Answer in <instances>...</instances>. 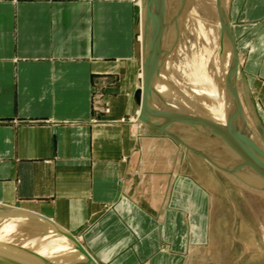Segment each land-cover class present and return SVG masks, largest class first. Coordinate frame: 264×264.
<instances>
[{"label": "crops", "instance_id": "obj_1", "mask_svg": "<svg viewBox=\"0 0 264 264\" xmlns=\"http://www.w3.org/2000/svg\"><path fill=\"white\" fill-rule=\"evenodd\" d=\"M228 13L264 139V0ZM139 15V0H0V205L51 219L98 264H186L211 193L194 153L138 117Z\"/></svg>", "mask_w": 264, "mask_h": 264}, {"label": "rangeland", "instance_id": "obj_2", "mask_svg": "<svg viewBox=\"0 0 264 264\" xmlns=\"http://www.w3.org/2000/svg\"><path fill=\"white\" fill-rule=\"evenodd\" d=\"M158 2L159 0H139L141 13L139 15V24L141 27L138 24L137 31L142 33V39L137 40V44L141 71L148 53L152 49L153 39L156 37L159 23L163 20L164 14L168 23L171 16L169 14L174 13V9L171 12L170 6L172 5L166 3V0L161 3ZM229 2L230 0H222L221 4L224 9L223 17L228 25L233 42L225 36L226 34L219 18L220 11H216L214 0H195L193 2L191 11L186 14L185 20L180 24L178 34H175L176 36L173 38L174 46L169 55L172 60L170 59V64L165 67V79L159 84V89L162 92L156 93L160 100L153 99L151 104L158 111L168 113L170 117H173L181 125L193 126V129L207 133V143L222 148V146L227 147L225 145L226 141L240 140L243 145L237 142L238 144L235 147L229 145L227 147L229 150L226 148L225 151L231 152L230 150L236 149L235 151L243 152L245 149L244 152H247L246 155L250 154L253 162L264 166V139L259 137V133L253 123L244 114L241 94L244 84V78L241 74L243 52L232 32V23L228 13ZM199 22L206 28L210 27L213 29L216 41H206L205 38L196 37L195 26H198ZM167 23L162 31L163 40L169 31ZM188 24L192 25H190L192 29ZM224 38H227V41H223ZM228 46L233 47L235 54L232 53V58L226 55ZM198 55L209 58L207 70L213 79L218 78L216 62L223 67L229 60L233 64L235 63V72L229 66H227V70H223L226 79L225 88L230 91L229 97L226 94L218 96V101L209 111L212 114L218 112L235 119L237 126L240 125V139H236L238 138L237 136H232L212 125L203 114L204 111H208L205 103L194 102L198 98L201 100L204 95H200L197 91L192 92L184 86H193L189 84L190 80L188 81L186 75L187 71L193 70L194 67L191 66L190 62L196 63L197 59H199ZM188 57L191 61H189ZM186 63L188 68L185 66ZM183 66L187 70L182 71ZM168 78H170V81ZM163 84H167L168 87L171 86L170 89L172 90L164 91L162 88ZM164 88L166 87L164 86ZM233 88L238 100V109L235 116H233L231 111ZM186 96L190 102L185 101ZM208 99L210 98H206L205 102H208ZM182 103L188 106H196L203 112L191 111L187 106L183 107ZM209 150L215 155V151ZM193 153L195 156L191 154L189 156L188 154L189 172L196 176L211 193V205L207 241L202 245L189 248L186 264H264V188L246 184L233 175L215 168L197 153ZM253 181L256 182L255 180ZM0 209L8 211L4 212L7 215L11 214L12 216L20 217V219L22 218L17 222V229H13L16 230L15 232L8 230L0 233V264H48L50 261L55 264H73L80 260L76 257L77 252L75 250H73L74 253L73 251L71 252L70 246L65 240L57 237L56 234L58 233L54 232L52 227L41 220L39 221V218L29 215L28 212H25L28 211L25 208L0 205ZM21 221L24 223H20ZM25 225L29 228L26 226V229H20L24 228ZM27 229H30V231ZM18 249L21 253L18 252ZM65 254L68 255V260H66ZM64 256L65 258L62 259ZM59 258L64 261L60 262Z\"/></svg>", "mask_w": 264, "mask_h": 264}, {"label": "water", "instance_id": "obj_3", "mask_svg": "<svg viewBox=\"0 0 264 264\" xmlns=\"http://www.w3.org/2000/svg\"><path fill=\"white\" fill-rule=\"evenodd\" d=\"M222 0H220V4ZM220 15L221 25L225 31V36L233 42L232 36L229 32L227 23L224 20L223 12L224 9L222 4L220 6ZM175 12V11H174ZM170 16V14H169ZM171 18V16H170ZM173 18V17H172ZM175 20V17L174 19ZM170 20H165V14L163 20L159 23V28L156 33V37L153 39L152 49L149 51L147 59L143 65L142 77L140 79V87L137 88L134 92V100L139 105L138 117L144 123L151 125L162 132L166 133L171 139L176 143L181 144L192 152L197 153L208 163L214 166L217 169H220L224 172H227L234 177H237L239 180L243 181L246 184L259 186L264 188V166L258 165L253 162L250 158V154L246 155L247 152L230 150L231 152L225 151L229 145L236 146L238 143L243 145L240 140H229L226 141L225 145L222 148L207 143L208 134L202 131H197L193 129L194 127L181 125L173 117L166 112H161L155 109L152 106L153 99H158V96L155 92V84L160 79L163 81L164 76V62L165 59L169 57L174 46V22L172 27L169 28L166 38L163 40V28L166 23L169 25ZM227 39V38H226ZM232 88V87H231ZM233 104L231 105V111L233 116L237 113V96L233 88ZM203 139V140H202ZM236 139H240L239 137ZM206 141V142H205ZM238 142V143H237ZM225 148V149H224ZM215 151V155L209 150ZM228 149V148H227ZM229 150V149H228ZM238 153V154H237ZM230 161V162H229ZM255 180L256 182H254ZM19 211V210H18ZM1 212H8L0 209ZM23 212V211H21ZM29 215L39 218L41 221L47 223L50 227L53 228V231L65 236L71 243L74 250L77 252V255H80V260L73 264H98L97 261L88 253L84 248L82 243H80L74 235H72L67 230L58 226L51 219L30 211ZM48 264H55L51 261Z\"/></svg>", "mask_w": 264, "mask_h": 264}, {"label": "bare ground", "instance_id": "obj_4", "mask_svg": "<svg viewBox=\"0 0 264 264\" xmlns=\"http://www.w3.org/2000/svg\"><path fill=\"white\" fill-rule=\"evenodd\" d=\"M162 1H165V0H159V2L161 3ZM195 0H166V3H169V5H172L170 6L171 7V12L173 11L174 9V13L170 14L171 15V18L169 19L170 22H169V28L172 27L173 25V22H174V33L175 34H178V30L180 29V24L183 23V21L185 20V17H186V14L188 12L191 11V6L193 4ZM224 1V0H223ZM158 2V3H159ZM214 3H216V11L219 12L220 11V0H214ZM225 3V2H223ZM225 6V5H224ZM205 10V9H204ZM213 10V9H212ZM226 10V9H225ZM201 12V11H200ZM212 12V11H211ZM214 12V11H213ZM216 13V12H214ZM141 14V13H140ZM204 14V13H203ZM189 15V14H188ZM206 15V14H205ZM217 15V14H215ZM173 17V18H172ZM175 17V20H173ZM190 17V16H189ZM208 18V17H207ZM199 20V19H198ZM196 20V21H198ZM214 20V19H213ZM219 23V22H218ZM140 25V24H139ZM189 25V24H188ZM191 25V24H190ZM189 25V27H190ZM192 26V25H191ZM141 27V25H140ZM184 27V26H183ZM198 27V28H197ZM182 28V27H181ZM191 28V27H190ZM196 30V37H202V38H205L206 41H216V36L214 35V32H213V29H211L210 27L209 28H206L202 23H198V26H195ZM220 28V27H219ZM192 29V28H191ZM192 31V30H191ZM193 33V32H192ZM142 33L139 32L138 33V41L139 39L141 38L142 39ZM176 36V35H175ZM174 36V37H175ZM178 36V35H177ZM224 36V35H223ZM173 37V38H174ZM218 37V36H217ZM178 38V37H177ZM221 38V37H219ZM222 40V38H221ZM223 41H227L226 38L223 39ZM177 42V40H176ZM226 44V43H225ZM229 44V43H228ZM191 45V44H190ZM176 46V44H175ZM222 46V45H221ZM224 46V44H223ZM229 48H227L226 50V55L227 56H231L232 58V53L235 54L233 51V47L231 46H228ZM186 49V48H185ZM207 50V49H206ZM221 50V49H220ZM174 51V50H173ZM203 51V50H202ZM177 52V51H176ZM194 52V50H193ZM198 52V51H197ZM218 53V52H217ZM222 53V52H220ZM195 54V53H194ZM198 54V53H197ZM195 57V56H194ZM199 59H197L198 61L196 63H193V62H190L191 66L194 67L193 70H191L190 72L187 71V75H186V78L188 79V81L190 80V83L189 84H192L193 86H190V85H184L187 89H189L190 91H194V92H198L200 95H204V97L200 100L199 98L196 99L194 102L196 101H200L202 104L205 103V106L207 107L208 111H204V117H206L207 119H209V122L214 125L217 129L221 130V131H224V132H227L229 134H231L232 136H237L239 137V133L241 132L240 130V125L237 126L236 124V120L231 118V117H228V116H225V115H222L221 113H218V112H214V114H212L209 110H211V107L213 108V106H215L216 104V101H218V96H221L223 94H226V96L230 95V91H228V88L226 89L225 88V72H223V70H227V66H229L230 69H233L234 72L236 71V66H235V63L233 64V62L231 60H229V62L225 63L224 64V67L222 65H219L217 62H216V72H217V77L216 79H213L212 75L208 73V68H207V65H208V59L207 57H203L202 55H198ZM234 58V57H233ZM170 59L172 60V58L168 57L165 59V67H167L169 64H170ZM189 59V57H188ZM224 59V58H223ZM183 60V58H182ZM185 60V59H184ZM193 60V58H192ZM234 60V59H233ZM180 61V60H179ZM178 61V63L180 64V62ZM189 61H191L189 59ZM184 62V61H183ZM176 63V62H175ZM184 64V63H183ZM210 64V63H209ZM187 68H188V64L186 63ZM187 69L182 68V71H185ZM164 76L165 73H164ZM141 77H142V73H141ZM169 77V76H168ZM171 77V76H170ZM168 80L170 81V78H168ZM160 82H162V80L160 79V81L158 80L155 84V92L158 93V92H162L160 89H159V84ZM171 83H172V79H171ZM196 85H199V86H196ZM164 86L167 88H164ZM163 90H172L170 89L171 86L168 87L167 84H163ZM176 88V86H175ZM172 100H174L172 97H170ZM206 98H210L208 99V102H205ZM187 102H190V100L187 98H185ZM197 103V102H196ZM208 103V104H207ZM199 104V103H198ZM197 104V105H198ZM183 107L187 106L189 108V110L191 111H195V112H203L200 108L196 107V106H188L184 103L181 104ZM200 105V104H199ZM187 108V109H188ZM201 120V119H200ZM206 120V119H205ZM206 122V121H205ZM247 126V125H246ZM193 127V126H192ZM208 128V127H207ZM200 129V128H199ZM202 129V128H201ZM239 129V130H238ZM250 131V130H249ZM251 132V131H250ZM254 135V134H253ZM247 136V135H246ZM245 138V137H243ZM247 139V138H246ZM237 178V177H236ZM239 184V183H238ZM3 213V214H2ZM0 213V233L2 232H5V231H8L10 230L11 232H15L16 230H13V229H17L16 228V225H17V222L20 221V217L18 216H12L11 214L7 215V213H4L2 212ZM27 221V220H26ZM40 221V219H39ZM23 221H21L20 223H22ZM24 223V222H23ZM22 223V224H23ZM27 225L24 226V228H20V229H26ZM29 228V227H28ZM37 229V228H36ZM28 230V229H27ZM30 231V229L28 230ZM5 234V233H4ZM57 237L59 239H63L65 240V242L70 246L71 248V252L74 250V248L72 247V243L63 235H60V234H56ZM5 238H7L5 236ZM77 239V238H76ZM78 240V239H77ZM79 241V240H78ZM80 242V241H79ZM21 243V242H20ZM81 243V242H80ZM23 244V243H22ZM17 249V248H16ZM15 249V250H16ZM35 249V248H34ZM10 250V249H9ZM14 251V250H13ZM20 250L18 249V252ZM57 251L59 252V250L57 249ZM64 251V250H63ZM69 252V251H68ZM17 253V252H16ZM21 253V252H19ZM65 253V252H64ZM74 253V251H73ZM89 253V252H88ZM10 254V253H9ZM44 256V255H43ZM66 260L68 255H66ZM62 257L63 258H65ZM9 257V256H8ZM77 258H80V255H76ZM58 258V257H57ZM19 259V258H18ZM56 259V258H55ZM60 259V258H59ZM60 259V262L64 261ZM58 260V259H57ZM65 260V261H66ZM62 264V263H60ZM65 264H68V263H65Z\"/></svg>", "mask_w": 264, "mask_h": 264}]
</instances>
